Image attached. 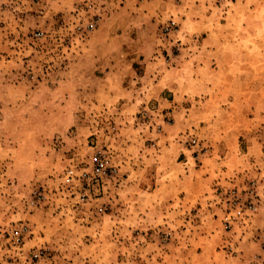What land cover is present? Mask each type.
Returning a JSON list of instances; mask_svg holds the SVG:
<instances>
[{"label":"rangeland","instance_id":"obj_1","mask_svg":"<svg viewBox=\"0 0 264 264\" xmlns=\"http://www.w3.org/2000/svg\"><path fill=\"white\" fill-rule=\"evenodd\" d=\"M0 264H264V0H0Z\"/></svg>","mask_w":264,"mask_h":264},{"label":"built area","instance_id":"obj_2","mask_svg":"<svg viewBox=\"0 0 264 264\" xmlns=\"http://www.w3.org/2000/svg\"><path fill=\"white\" fill-rule=\"evenodd\" d=\"M191 143H196L195 139L191 140ZM92 169H84L81 172H78L76 168H69L63 178V184L69 187H73L76 184L81 186L82 193H80V202L77 203L78 211H83L85 206H87L92 198H96L99 194L90 196L91 189L99 191L101 186H103L104 180H107L113 176L114 171L109 166V161L105 154L96 152L92 159ZM42 194H39V197H42ZM34 204V203H32ZM99 214H105L107 212V206L105 203H102L97 211ZM21 236L18 237V241Z\"/></svg>","mask_w":264,"mask_h":264}]
</instances>
